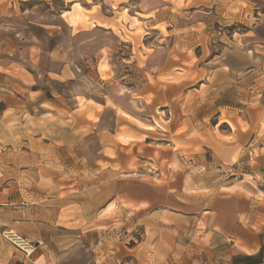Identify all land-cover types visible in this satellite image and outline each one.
Instances as JSON below:
<instances>
[{
	"label": "rangeland",
	"instance_id": "1",
	"mask_svg": "<svg viewBox=\"0 0 264 264\" xmlns=\"http://www.w3.org/2000/svg\"><path fill=\"white\" fill-rule=\"evenodd\" d=\"M85 1L91 0L30 1L41 12L39 18L38 14L32 15V23L46 21L47 26L33 23L27 30L14 27L16 39H11V44L17 45V55L13 56L17 62L3 58L0 64V92L3 93L0 96L6 104L20 103L27 109L23 111L26 119L21 129L8 123L9 142L0 145V264H251L242 256L237 257L228 246L199 243L197 237L204 234L202 223L176 230L180 221L164 220L162 225L171 227L172 235L178 237L183 248L167 250L163 245L166 249L155 253L152 206L138 209V204L117 195L116 188L120 190L121 184L115 181L123 182L134 176L140 192H144L142 184L154 180L149 173L156 166L147 164L141 167V173L133 167V174L129 176L124 173L118 174L119 178L109 176L95 165H83L80 157L37 144L38 135L33 132L34 123L29 119V112H34L29 104L56 97L59 92L93 86L105 91L103 82L114 79L96 72L93 54L98 51H106L110 58L121 62V57L115 54L135 53L140 57L139 47L151 48L147 53L141 52L143 80H151L165 59L162 50L181 47L182 56L188 57L192 65L189 83L180 86L179 96L169 106L181 113L184 130L179 133L182 141L172 150L178 151L185 168L192 169L191 176L202 178L197 184L202 181L203 194L248 193L253 189L263 207L264 44L249 39L252 33L245 23L247 15L242 21L226 10H200L196 12L200 16H194L191 11L183 19L173 12L176 18L170 23L177 32L171 28V33H167L164 24L160 31L154 21L134 13L128 16L127 9H111L99 3L97 16L114 14L120 18L90 32L86 29L92 26V19L87 14ZM72 3L76 5L69 12ZM61 14L73 28L64 22ZM76 14H81L83 20L77 19ZM121 17H125L124 21ZM186 26L191 27V32L184 33ZM0 30L7 33L3 28ZM2 31L0 36L4 35ZM72 34H80V41L74 42ZM26 35L42 39L43 49L28 50V41L24 42ZM2 54L9 56L8 52ZM174 54L168 53V56L175 58ZM62 59L72 67L76 64L82 68L83 84L73 77L62 82L56 80L61 79L57 72ZM252 59L258 62L254 76L250 67ZM122 62L129 65H120L118 72L132 74L133 61ZM29 73L32 79L31 75L27 76ZM65 74L71 77L74 72L70 68ZM118 76L114 78L119 79ZM12 77L19 81V86L14 82L12 88ZM2 106L0 100V110ZM241 116L251 122L252 126L248 127L251 134L233 159L220 160L209 144L215 125L222 119ZM174 119L170 111L167 122ZM160 122H164L162 118ZM159 136L153 134L155 138ZM196 158L206 161L210 167H194ZM166 163L170 169L179 167L176 162ZM125 185L124 182L123 188ZM160 234L158 231V238H166ZM257 257V264H264V251Z\"/></svg>",
	"mask_w": 264,
	"mask_h": 264
},
{
	"label": "crops",
	"instance_id": "2",
	"mask_svg": "<svg viewBox=\"0 0 264 264\" xmlns=\"http://www.w3.org/2000/svg\"><path fill=\"white\" fill-rule=\"evenodd\" d=\"M30 1L39 0H0V28L7 32L4 34L0 30L4 34L0 36V64L3 58H7L11 63L17 62L13 59V56L17 55V45L11 44V39H16L14 34L17 29L14 27L19 29L22 27L21 30L27 27L30 29L33 23L39 27L47 26L46 21L32 23V15L38 14L39 18L41 12H37L36 4L29 3ZM85 2L88 5L89 19H92V26L86 29L90 32L92 28L98 29V26L112 24L120 18L114 14L97 16L96 10L99 3L108 5L111 9H127V12H130L128 16H133L131 13H134L139 15V18L154 21L160 31L164 24L167 33H171V28L175 33L177 32L175 26L170 23L171 19L176 18L173 12H177L179 17L185 19L191 11L194 16H200L201 14L196 13L200 10L203 12L226 10L232 16L243 19L242 21H244L243 16L247 15L245 23L249 32L252 33L249 39L264 44V0H91ZM75 5L76 3H72L69 12L74 10ZM60 16L70 28H73L71 22H68L62 14ZM81 16V14L75 15L77 19L83 20L84 17ZM16 18L23 22L17 21ZM121 18L124 21L125 17ZM17 22L21 25L17 26ZM189 32L191 27L186 26L184 33ZM79 35L72 34L71 38L74 42L80 41ZM26 40L28 50L32 47L40 48V51L41 48L43 49L40 44L42 39L27 38L26 35L24 42ZM148 50L151 48L139 47L140 57H137L135 53H128L126 56L123 52L115 54L121 57V62L115 60V57L110 58L111 55L106 51H98L93 54L96 72L98 75L101 73L105 77L114 79L112 82L106 80L103 82L102 87L105 91L96 90L95 86L88 89L81 87V89L63 91L65 92L63 94L59 92L56 97H47L29 104L33 106L34 112H29V119L34 123L33 132L38 135L37 144H45L54 151L62 150L71 156L80 157V163L83 165H95L105 174L118 178L120 173L132 175L133 167H137V171L141 173L143 172L141 167L147 164L155 165L156 169L149 175L150 179L156 181L150 180L143 183L144 192H140L139 183L135 181L134 176L124 179L123 182L115 181L117 185L121 184V191L116 188L117 195H122L123 198L138 204V209L152 206L155 253L159 254L160 249L163 251L165 247L168 248L167 250L183 248L180 246L178 237L172 235L171 227L162 225L164 220L180 221L181 224L176 225V230L183 229L185 225L197 227L199 223H202L204 234L197 237L199 243L213 242L220 246H228L230 250H233L232 252L235 251L237 257L242 256L251 264H257V255L264 251V206L262 207L261 201L256 198L255 191L252 189L248 193L215 195L205 193L208 196L203 197L205 194L201 191L205 190V186H201L202 181L197 184V181L202 178L198 175L191 176L192 169L185 168L178 157V151L172 150L177 142L182 141L179 133L184 130L181 113L170 109L169 106L179 96L180 86H185L189 81V68L192 65L190 59L182 56L181 47L165 48L163 49L165 51L162 50L165 59L160 62L158 74L152 76L151 80H143L141 52L147 53ZM2 52H8L9 56H5ZM172 52L175 53V58L168 56V53ZM35 54L37 58H40L41 55L38 52ZM57 55L60 54L57 53ZM79 55L82 56L81 53ZM106 57L107 60H104ZM131 60L134 63L132 74L118 72L120 65L125 66ZM62 61L57 72V76L61 79L56 80L62 82L61 80L66 81L73 77L83 84L85 75L82 68L76 64L72 67L64 59ZM122 61L128 63L125 64ZM250 67L254 76L258 71V62L252 59ZM70 68L74 72L71 77L65 74ZM12 71L13 67L10 70L11 75ZM30 75L29 73L27 76ZM117 76L119 79L114 78ZM14 80L16 79L12 77V88L14 82L20 85L19 81ZM87 80L89 81L88 78ZM97 86L100 85L97 84ZM0 94L3 93L0 92ZM0 100L3 102L0 110V145H6L9 142L8 123H14L15 127L18 126L21 129L23 120L26 119L23 117V111L27 109L20 103L6 104L5 98L1 96ZM170 111L175 119L167 122ZM216 113L220 111L217 110ZM161 118L164 121L162 123ZM108 122L111 124L109 125ZM251 126V122L242 116L240 119L234 117L231 120L218 121L215 125L216 131L209 142L213 146L215 156L224 161L233 159V155L238 152L242 142L250 136L251 130H248V127ZM215 129L213 127V130ZM153 134H159V139L153 137ZM10 142L13 141L10 140ZM166 162L173 164L176 162L179 167L170 169ZM192 165L194 167L209 165L210 167L206 161L197 158ZM124 182L126 185L123 188ZM158 231L160 235H166V238L170 240L158 238ZM163 245L165 247H162Z\"/></svg>",
	"mask_w": 264,
	"mask_h": 264
}]
</instances>
